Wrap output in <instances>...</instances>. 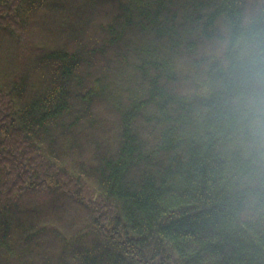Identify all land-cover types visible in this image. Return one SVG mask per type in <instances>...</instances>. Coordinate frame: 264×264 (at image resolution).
I'll use <instances>...</instances> for the list:
<instances>
[{
	"label": "trees",
	"instance_id": "1",
	"mask_svg": "<svg viewBox=\"0 0 264 264\" xmlns=\"http://www.w3.org/2000/svg\"><path fill=\"white\" fill-rule=\"evenodd\" d=\"M0 264H264V0H0Z\"/></svg>",
	"mask_w": 264,
	"mask_h": 264
}]
</instances>
